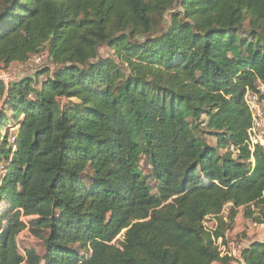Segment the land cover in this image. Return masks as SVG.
<instances>
[{"label":"trees","instance_id":"1","mask_svg":"<svg viewBox=\"0 0 264 264\" xmlns=\"http://www.w3.org/2000/svg\"><path fill=\"white\" fill-rule=\"evenodd\" d=\"M44 53L54 69L0 81V264H264L262 242L241 262L217 246L241 209L264 225V150L246 145L264 0H0V70ZM26 230L43 255L18 251Z\"/></svg>","mask_w":264,"mask_h":264},{"label":"rangeland","instance_id":"2","mask_svg":"<svg viewBox=\"0 0 264 264\" xmlns=\"http://www.w3.org/2000/svg\"><path fill=\"white\" fill-rule=\"evenodd\" d=\"M179 12H181V9L176 8L172 13L166 14L162 20L158 17H155L154 20L156 23V31L158 32L166 31L171 22L172 16H174L175 14H179ZM244 24H245L244 26L246 29L250 28L249 19ZM100 52H101V58H105V59L110 58L113 55V52L108 48L107 45L103 46L100 49ZM48 67H51L52 69H54V66L52 65V63L49 60H46L44 61L42 65H37L35 63L33 64L29 62L26 65L14 64V65H11L9 68L2 69V70H11L14 74L12 76L13 78L12 81H19V80L27 78L28 76L34 77L36 76V74L42 72ZM45 79L46 77H42L40 80L44 81ZM262 101L263 103L261 104V111L264 114V99ZM65 104L67 106H73V105H78V102L73 100L70 102H66ZM4 106H5L4 100L0 99V112H1V108ZM6 110L8 113H10L9 108ZM202 130H205V129L202 127ZM204 132H206V130ZM14 134L11 135V132L9 133L10 136H13ZM203 136L206 138V140L211 146L217 145V140L215 137H212L208 134H204ZM139 168L141 169L144 176L146 177L147 182L149 183V185L151 186L153 190V193L158 194V183L156 179L152 176V170L144 158L141 160L139 164ZM84 182L87 184L90 183L89 175L84 179ZM4 205L5 204H0V211H2ZM228 214H229V210L226 209L225 213L223 212L221 217L225 218L228 216ZM28 220L29 219H23L24 222H28ZM217 226H218V222L216 219L209 218L205 222V227L211 231L216 230ZM124 233L125 232H123L117 238V240L115 241L116 244H119L120 242L123 241ZM226 235H228V243L231 242L230 244L233 245L234 251H236V253L238 254L237 258H239L241 251L244 248H247L252 243L254 242L264 243V225H256V224H253L250 220L245 219L243 216V209H241L239 211V216H237V219L235 221V225L233 226V228H228L226 230ZM17 241H18V245H17L18 251L20 253L22 252L21 254H23L24 256H25L26 250H30V249L37 251L38 254L40 255H43L45 253L44 244L42 240L34 237L27 230L22 232L18 236ZM219 242L220 240L217 242L218 245H219ZM216 264H219V263H216ZM230 264H236V263L231 261Z\"/></svg>","mask_w":264,"mask_h":264},{"label":"built area","instance_id":"3","mask_svg":"<svg viewBox=\"0 0 264 264\" xmlns=\"http://www.w3.org/2000/svg\"><path fill=\"white\" fill-rule=\"evenodd\" d=\"M48 60V54L44 53L42 55L35 56L33 58V62L37 65H42L44 61ZM13 72L11 70H1L0 71V81L4 82L5 85H9L11 81L13 80ZM259 91L264 94V85H260L258 88ZM246 102L247 105L250 108L251 114H252V119H253V124L251 129L248 131V140L246 141V145L248 146L249 150L254 153L256 148H261L264 150V114L261 111V104L263 103L261 97L258 94H255L253 92H248L246 95ZM12 129V130H11ZM18 131V127L14 125H10L7 130L4 131L2 140L7 138L8 141L11 144H15L16 142V132ZM11 132V135L14 134L13 136H10L9 133ZM231 152L236 153V150L234 147L231 148ZM254 163V160H252ZM6 174V169L3 165L0 166V178L4 177ZM1 212V211H0ZM229 242L227 245L224 244L223 240L220 239L219 245V250L221 252L222 257H230L234 258L238 261L241 260V253L239 258H237V253L234 251L233 245L230 244ZM22 253V252H21ZM23 255V254H22Z\"/></svg>","mask_w":264,"mask_h":264},{"label":"crops","instance_id":"4","mask_svg":"<svg viewBox=\"0 0 264 264\" xmlns=\"http://www.w3.org/2000/svg\"><path fill=\"white\" fill-rule=\"evenodd\" d=\"M224 213H225V211H224ZM238 216H239V214H238ZM237 219V218H236ZM226 239L228 240V235H226ZM245 249V248H244ZM216 264V263H215Z\"/></svg>","mask_w":264,"mask_h":264}]
</instances>
